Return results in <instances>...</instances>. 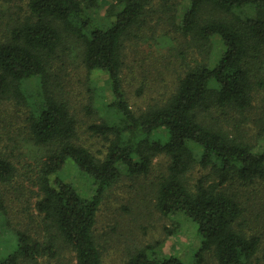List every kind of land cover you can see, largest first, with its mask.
Instances as JSON below:
<instances>
[{"label":"trees","instance_id":"16d2710c","mask_svg":"<svg viewBox=\"0 0 264 264\" xmlns=\"http://www.w3.org/2000/svg\"><path fill=\"white\" fill-rule=\"evenodd\" d=\"M96 1L28 0L24 17L0 36V96L26 105L24 81L37 79L42 90L25 118L29 139L48 146L34 181L40 193L36 210L73 251L75 264H102L93 227L106 189L121 175V167L130 175L145 174L153 159L163 155L168 162L155 186V208L162 215L181 213L190 219L200 238L198 251L186 263L173 254L155 255L147 246L123 264H200L206 252L218 264H247L261 237L242 227L244 207L227 185L234 180L244 186L264 184V150L254 151L221 127L204 124L201 116L232 110L243 114L254 90H264V0H186L177 28L200 59L186 67L170 97L137 114L122 89V44L133 27L142 25L153 0H111L105 25L87 11ZM68 41L80 47L87 71L106 74L112 100L104 106L105 117L87 126L107 142L102 157L74 141L76 116L68 100L51 88L52 69L63 61ZM209 56L215 57L212 66L206 62ZM84 111L94 114L90 106ZM256 124L264 136V99ZM158 130L164 139L154 136ZM67 159L92 179L89 195L61 177ZM195 165L207 168L213 180L206 183V175L190 183ZM14 174L0 150V181ZM46 251L54 253L52 244L17 231L14 250L0 264H17L20 256L35 259Z\"/></svg>","mask_w":264,"mask_h":264},{"label":"rangeland","instance_id":"374dc122","mask_svg":"<svg viewBox=\"0 0 264 264\" xmlns=\"http://www.w3.org/2000/svg\"><path fill=\"white\" fill-rule=\"evenodd\" d=\"M27 2L0 0V36L7 25L24 17ZM110 2L97 0L95 7L87 9L90 17L100 25L107 24L110 19L106 16ZM162 2L153 0L142 25L133 27L122 44V89L136 114L149 104L170 97L186 67L200 59L198 50L177 28L186 0ZM214 44L217 48L220 46L217 39ZM80 50L78 44L68 41L62 50L63 61L52 69L51 88L68 100L76 116L74 141L102 157L107 142L92 134L87 126L105 117L104 106L112 98L106 74L101 70L87 71L82 64ZM206 62L212 66L216 62L215 57H207ZM23 85L26 105L0 96V150L15 167L11 180L0 181V198L5 208L0 211V260L14 250L16 232L22 231L32 240L52 244L54 253L46 251L35 259L20 256L17 264H75L73 251L53 235L55 232L48 229L43 216L35 208L40 193L34 181L48 146L34 144L29 139L25 121L30 108L42 98L39 81L27 80ZM263 99L264 90L255 89L251 107L243 114L233 110L220 116L216 111L203 112L201 120L246 141L254 151H262L264 136L259 133L256 118ZM86 106H90L93 115L85 113ZM154 136L165 138L163 130H158ZM167 162L165 156H156L149 171L137 175H130L121 167V175L106 189L93 227L102 264H123L132 253L147 246H151L148 250L155 255L173 254L186 263L193 262L200 245L195 225L181 213L162 215L155 208V186L160 174L166 171ZM60 175L82 195L92 192V179L80 172L71 160H66ZM206 175L207 168L195 165L188 174V180L195 183ZM213 178V175L205 177L206 183ZM227 189L244 207L242 227L261 237L256 253L247 264H264V184L255 182L244 186L234 180ZM200 264L218 262L210 252H206Z\"/></svg>","mask_w":264,"mask_h":264}]
</instances>
